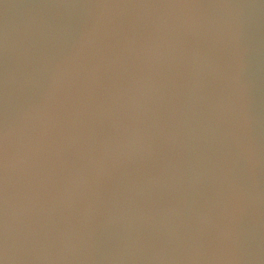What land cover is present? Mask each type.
<instances>
[{
    "label": "clouds",
    "instance_id": "9594fccd",
    "mask_svg": "<svg viewBox=\"0 0 264 264\" xmlns=\"http://www.w3.org/2000/svg\"><path fill=\"white\" fill-rule=\"evenodd\" d=\"M22 7L0 35V264H264V122L242 45L258 10Z\"/></svg>",
    "mask_w": 264,
    "mask_h": 264
},
{
    "label": "water",
    "instance_id": "95a60500",
    "mask_svg": "<svg viewBox=\"0 0 264 264\" xmlns=\"http://www.w3.org/2000/svg\"><path fill=\"white\" fill-rule=\"evenodd\" d=\"M90 0H0V35L3 33L5 21L12 28L19 27L28 19V10L22 6L35 4H67L75 5ZM238 3H251L258 11L247 21L242 35L244 62L247 66L246 75L253 80L251 90L253 112L259 121L264 122V0H232ZM11 5L5 14L4 5ZM62 27L60 42L70 47L78 38L82 21L77 10L69 8L58 21ZM2 69V60H0ZM36 89H33L35 91ZM2 119V113H0Z\"/></svg>",
    "mask_w": 264,
    "mask_h": 264
}]
</instances>
